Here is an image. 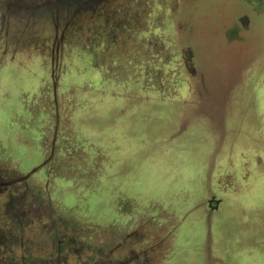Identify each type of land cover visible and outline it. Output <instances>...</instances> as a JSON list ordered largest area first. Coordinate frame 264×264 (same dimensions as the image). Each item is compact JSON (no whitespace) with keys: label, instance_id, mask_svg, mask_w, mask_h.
<instances>
[{"label":"rangeland","instance_id":"374dc122","mask_svg":"<svg viewBox=\"0 0 264 264\" xmlns=\"http://www.w3.org/2000/svg\"><path fill=\"white\" fill-rule=\"evenodd\" d=\"M62 1L0 0V264H264V0Z\"/></svg>","mask_w":264,"mask_h":264},{"label":"flooded vegetation","instance_id":"af4514ba","mask_svg":"<svg viewBox=\"0 0 264 264\" xmlns=\"http://www.w3.org/2000/svg\"><path fill=\"white\" fill-rule=\"evenodd\" d=\"M243 1L250 8V11L251 12H253V13H260V12H262L263 9H261V11H260V9H257L256 8V4H257L256 0H243ZM76 2L77 1H74V0H63L62 2H59L57 4L56 3L52 4V6L54 7L53 22L56 23L57 19H59L62 16V14H60V13H61V11L64 10V7L66 8L68 6V7H71L72 9H74L75 7L76 8L77 7H80L81 4H89V5H91L93 3L94 4H97V2H98V4L101 3V2H102L101 4H103L104 0H84L83 2H81L79 4L76 3ZM23 9H25V8H23ZM77 12H78L77 10H73L72 13L67 14L66 20H65L66 22H65V24L63 26L64 28L67 27V23H70L71 22L70 21L71 18L73 19ZM6 16H8V15H6ZM243 19H245L247 21V15L246 14H240V15H238L236 17L235 21L238 23V25H240L242 27V26H244L243 22H241V20H243ZM18 21H19V19H17V21H15L14 23H17ZM63 32L61 30V34H63ZM211 197L212 196L209 197V199H208L209 201H210V198ZM211 203H213V202L210 201V204Z\"/></svg>","mask_w":264,"mask_h":264},{"label":"water","instance_id":"95a60500","mask_svg":"<svg viewBox=\"0 0 264 264\" xmlns=\"http://www.w3.org/2000/svg\"><path fill=\"white\" fill-rule=\"evenodd\" d=\"M241 22H244V20H241ZM210 201H211V200H210ZM210 201H209V202H210Z\"/></svg>","mask_w":264,"mask_h":264}]
</instances>
